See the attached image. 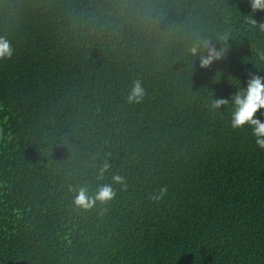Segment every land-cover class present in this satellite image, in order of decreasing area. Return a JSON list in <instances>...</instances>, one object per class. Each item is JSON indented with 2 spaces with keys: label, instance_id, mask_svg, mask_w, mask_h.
<instances>
[{
  "label": "trees",
  "instance_id": "16d2710c",
  "mask_svg": "<svg viewBox=\"0 0 264 264\" xmlns=\"http://www.w3.org/2000/svg\"><path fill=\"white\" fill-rule=\"evenodd\" d=\"M261 25L251 0H0V264H264V150L231 123Z\"/></svg>",
  "mask_w": 264,
  "mask_h": 264
},
{
  "label": "clouds",
  "instance_id": "9594fccd",
  "mask_svg": "<svg viewBox=\"0 0 264 264\" xmlns=\"http://www.w3.org/2000/svg\"><path fill=\"white\" fill-rule=\"evenodd\" d=\"M252 11H264V0H251ZM255 23V21H253ZM264 28V25H261ZM205 52H200L197 47L191 49L194 56H199V65L201 68L208 69L213 64L220 62L224 58L225 49H217L213 46L205 44ZM14 51L10 42L4 38H0V61L11 59ZM144 90L137 82L132 87L128 97L129 102L138 103L143 98ZM228 103L224 99L215 100L214 108H220ZM232 127L243 129L247 128L252 139L258 148L264 150V120L258 113L264 112V78L260 76H252L247 86L239 89L232 97ZM117 183L121 182L119 176L114 177ZM163 194V190H161ZM115 193L110 185H104L98 189L94 196H90L85 188H80L75 197V204L83 209L93 206L96 201L106 202L114 197Z\"/></svg>",
  "mask_w": 264,
  "mask_h": 264
}]
</instances>
